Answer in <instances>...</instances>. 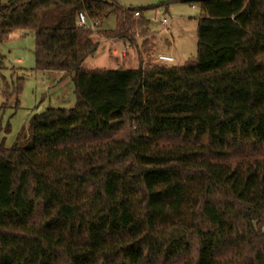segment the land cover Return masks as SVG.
<instances>
[{
  "label": "trees",
  "instance_id": "obj_1",
  "mask_svg": "<svg viewBox=\"0 0 264 264\" xmlns=\"http://www.w3.org/2000/svg\"><path fill=\"white\" fill-rule=\"evenodd\" d=\"M200 4L196 57L145 67L157 6L0 0V43L33 32L36 69L76 94L0 145V264H264V0ZM80 12L115 15L102 33L138 65L84 67L99 43Z\"/></svg>",
  "mask_w": 264,
  "mask_h": 264
},
{
  "label": "rangeland",
  "instance_id": "obj_2",
  "mask_svg": "<svg viewBox=\"0 0 264 264\" xmlns=\"http://www.w3.org/2000/svg\"><path fill=\"white\" fill-rule=\"evenodd\" d=\"M7 1V0H4ZM124 7L147 8L144 11L150 26L148 35L137 34V42L142 48L144 39L148 38L149 52H143L145 67L159 66L155 58L160 54L174 57L169 66H183L196 57L198 20L204 14L200 2L181 0H116ZM168 3V5H163ZM156 9L158 17L170 20L168 26L155 21ZM117 17L111 15L101 23L93 35L99 43L98 50L84 61L89 69H111L118 66L120 59L113 54V49L120 51L129 46L128 57L124 60L126 67L138 65L136 49L129 42L109 38L102 30H114ZM36 40L33 32L22 29L13 30L0 43V145L12 147L19 140L26 142L31 136L33 117L50 107L71 109L76 104L75 85L72 76H64L60 71H39L36 69ZM116 60V61H115ZM264 63V57H263ZM115 61V62H114ZM22 78V91L13 94L14 84ZM10 87L11 95L4 90Z\"/></svg>",
  "mask_w": 264,
  "mask_h": 264
},
{
  "label": "built area",
  "instance_id": "obj_3",
  "mask_svg": "<svg viewBox=\"0 0 264 264\" xmlns=\"http://www.w3.org/2000/svg\"><path fill=\"white\" fill-rule=\"evenodd\" d=\"M136 16H140V12L137 11L135 13ZM155 21L156 22H160L165 26H168L170 24V20L166 17L163 18H159L158 17V10L156 9V15H155ZM78 24L81 27L84 28H89L92 30H97L100 26V21L99 20H92L90 19L86 13L84 12H80L78 14ZM118 41H121L120 39L117 38ZM125 42V41H124ZM113 54L120 59V62L118 63V66H123L124 64V60L128 57L129 54V46L126 45V47L124 49H122L121 51L117 48H114L113 50ZM157 63H163V65H167L168 63H172L174 61V57L172 55H168V54H160L156 59ZM145 64V63H144ZM130 68V67H128Z\"/></svg>",
  "mask_w": 264,
  "mask_h": 264
},
{
  "label": "water",
  "instance_id": "obj_4",
  "mask_svg": "<svg viewBox=\"0 0 264 264\" xmlns=\"http://www.w3.org/2000/svg\"><path fill=\"white\" fill-rule=\"evenodd\" d=\"M181 1H191V2H201L203 0H181ZM2 63V61H0V64Z\"/></svg>",
  "mask_w": 264,
  "mask_h": 264
},
{
  "label": "crops",
  "instance_id": "obj_5",
  "mask_svg": "<svg viewBox=\"0 0 264 264\" xmlns=\"http://www.w3.org/2000/svg\"><path fill=\"white\" fill-rule=\"evenodd\" d=\"M155 59H156V58H155ZM115 61H116V60H115ZM115 61H114V62H115ZM116 67H117V66H115V67H113V68H116Z\"/></svg>",
  "mask_w": 264,
  "mask_h": 264
}]
</instances>
